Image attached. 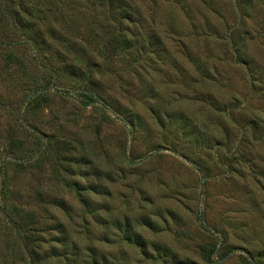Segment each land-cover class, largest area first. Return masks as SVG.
<instances>
[{"label": "rangeland", "instance_id": "obj_1", "mask_svg": "<svg viewBox=\"0 0 264 264\" xmlns=\"http://www.w3.org/2000/svg\"><path fill=\"white\" fill-rule=\"evenodd\" d=\"M125 1L66 7L57 53L0 16V264L19 212L52 264H264V0Z\"/></svg>", "mask_w": 264, "mask_h": 264}, {"label": "trees", "instance_id": "obj_2", "mask_svg": "<svg viewBox=\"0 0 264 264\" xmlns=\"http://www.w3.org/2000/svg\"><path fill=\"white\" fill-rule=\"evenodd\" d=\"M78 1V0H77ZM76 0H18L17 6L19 10H16L13 6L14 0H6L0 4V16L7 18L12 21L14 27L20 30L23 33V37L27 44L33 46L34 49H37L38 53L42 52L45 53L46 51H54L59 52V50L54 49V45H58L61 49L67 50L64 43H67L69 47H71L74 43H71V37H79V31L75 29V32L72 33V28L69 27V22L73 21V13H65L66 7H69L72 11H76ZM89 0H85L88 2ZM100 3L109 7V16L111 19H116L117 17L121 16L125 19H132L137 13H134L132 9H130V5L126 3L125 0H98ZM70 5V6H69ZM73 8H72V7ZM23 14V17H22ZM56 18L55 23H49L48 25L45 24L46 20L48 19L49 15H53ZM73 34V35H71ZM47 37L50 38L48 41ZM111 38V37H110ZM127 39V35L118 33L113 37V39H109L104 43L106 44H113L115 43L116 46L124 47L123 42ZM71 41V42H70ZM74 42V41H73ZM127 42V41H125ZM49 44L50 48L44 49ZM76 44V43H75ZM127 47L128 42L124 43ZM41 50V51H40ZM61 52V51H60ZM8 59L12 61H17L18 56L15 53H9L7 55ZM83 63V59L81 57H75L70 65H67L68 71L72 74V72H76V69H81ZM85 73H84V84L89 85L88 82L92 81L93 77L89 74V64L85 63ZM57 68H51L49 75L51 79H55L57 77ZM48 71V70H47ZM86 76V77H85ZM87 83V84H86ZM90 86V85H89ZM91 89V90H90ZM88 89V93L86 94L87 97L91 98L92 100L96 98V93L93 88ZM52 140L50 141H43L40 145V152L44 155L50 149ZM27 160H30L28 158ZM76 162H80L79 158L75 159ZM89 162V159L84 158V162ZM109 173H105V175ZM19 215V216H18ZM16 217L18 219H14V217H10V219H6V226L10 228L12 231L15 232L18 242L22 244V247L29 258L30 264H52L45 262L44 260L48 257H59L64 256L63 259L66 260L68 252L58 253L57 248H53V253L51 255H47L41 257V246L38 245V240L34 238L35 234V226L36 223L32 222L35 218H32V215L28 216L27 214L17 213ZM32 222V223H31ZM31 234L33 237H31ZM34 240V242H33ZM65 241V240H63ZM37 244V245H36ZM64 250H67L66 246ZM69 249V248H68ZM78 247H74L72 252L76 253ZM72 262V263H71ZM67 264H77L76 257Z\"/></svg>", "mask_w": 264, "mask_h": 264}]
</instances>
